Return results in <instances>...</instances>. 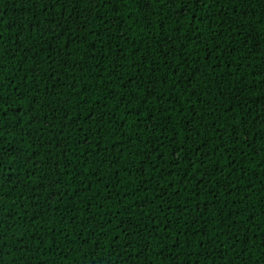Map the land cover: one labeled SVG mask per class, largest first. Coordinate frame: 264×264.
Masks as SVG:
<instances>
[{"label":"trees","instance_id":"obj_1","mask_svg":"<svg viewBox=\"0 0 264 264\" xmlns=\"http://www.w3.org/2000/svg\"><path fill=\"white\" fill-rule=\"evenodd\" d=\"M0 264H264V0H0Z\"/></svg>","mask_w":264,"mask_h":264},{"label":"snow or ice","instance_id":"obj_2","mask_svg":"<svg viewBox=\"0 0 264 264\" xmlns=\"http://www.w3.org/2000/svg\"><path fill=\"white\" fill-rule=\"evenodd\" d=\"M144 2H145V5H147V4H148V0H144ZM161 2L163 3V2H164V0H161Z\"/></svg>","mask_w":264,"mask_h":264}]
</instances>
